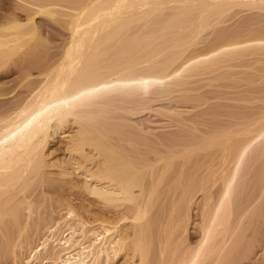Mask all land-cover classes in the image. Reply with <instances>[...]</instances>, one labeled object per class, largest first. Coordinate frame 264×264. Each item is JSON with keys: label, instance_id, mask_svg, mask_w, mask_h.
<instances>
[{"label": "bare ground", "instance_id": "obj_1", "mask_svg": "<svg viewBox=\"0 0 264 264\" xmlns=\"http://www.w3.org/2000/svg\"><path fill=\"white\" fill-rule=\"evenodd\" d=\"M4 6L0 264H264V85L249 87L264 77L248 76L245 92L237 91L242 84H234L236 93L228 86L233 94L226 95L239 92L228 100L247 103L239 112L210 102L219 85L209 90L193 79L201 64L216 74H207L208 82L228 75L227 66L228 73L217 71L225 63L234 68V55L249 47L248 33H258L251 45L260 42L264 0ZM39 20L64 29L61 45ZM29 64L39 69L36 78L33 69L26 74ZM12 66L26 76L6 93ZM173 94L195 112L158 110L178 130L155 144L144 141L130 122ZM58 138L64 141L55 148ZM67 193L78 196L84 213ZM92 200L103 218L92 217Z\"/></svg>", "mask_w": 264, "mask_h": 264}, {"label": "rangeland", "instance_id": "obj_2", "mask_svg": "<svg viewBox=\"0 0 264 264\" xmlns=\"http://www.w3.org/2000/svg\"><path fill=\"white\" fill-rule=\"evenodd\" d=\"M11 2V0H0V17L3 15V14H5L6 12L4 11V9H5V6L4 5H7V3L9 4ZM40 21V25L43 27V30H44V32L46 31L47 33H46V36L48 37V39H50L51 40V42L53 43V44H56L55 46H58V45H61L60 43H62L65 39V33L63 32L64 31V29H62V27L58 24V26H57V23H55V24H53V22H50V21H47V23H44V22H42L41 20H39ZM48 22H49V24H48ZM253 25V24H252ZM60 26V27H59ZM251 27V26H250ZM248 28L249 30L252 28L253 30H256V28L258 29V27L259 26H256V25H253V27H251V28ZM247 29V30H248ZM251 29V30H252ZM60 30V31H59ZM252 30V31H253ZM59 31V32H58ZM61 32V33H60ZM263 32V31H262ZM254 33H255V35H254ZM264 33V32H263ZM50 34V35H49ZM60 34H62V35H60ZM256 34H257V36H258V33H256L255 31L254 32H252V34L251 33H248V35L249 36H247V38L249 37V39H250V41H249V39L247 40V42H249V43H247L246 45L247 46H249V47H247L246 48V46H245V48L246 49H244L243 51H242V54H241V52L239 53V55H234V57L232 58V64L231 65H234L233 67L234 68H232V67H230L229 65H221V68L222 67H225L226 69H228V70H230L229 71V77L230 76H232L231 77V79L233 80V82H232V80L228 77V75L227 74H224V73H228L227 71L228 70H226L225 68H222V70H218L216 73H217V76H219L220 74L221 75H223L222 77H224V79L226 78V77H228L227 78V80L225 81L224 79L221 81L222 82V84H221V82H220V79L222 78H220V79H218L217 80V78H215L214 79V81L211 79L209 82L207 81L209 78H213V77H215V73L212 75V74H209V73H207V74H209L208 75V77H207V74H206V72H208V71H206V72H204L205 70H204V67L206 66V64H201V69H200V73H199V75L200 76H197L196 78H193V79H195V80H197V79H202V80H200V82H198V83H200V85L201 86H205V85H208V89L209 88H214L215 86L217 87L218 85L219 86H221L222 87V89H221V87H217V88H214V90L213 91H216V90H218L217 91V93H216V95H217V97H218V99H215V100H212V101H210L211 103L213 102V105H215L216 103V105L215 106H222V104L223 105H227V104H229L230 106H233L232 108L234 109H230V110H232V111H235V112H239L240 110H243L244 108V106H246V104L247 103H245L244 104V102H241L240 103V101H231V100H228V99H231V98H233V96L234 95H226L227 94V91L229 92V93H231L232 91L233 92H235L234 91V89L233 88H235V85H239V84H242V85H239L238 86V88H237V91H241V90H244V92H245V90L247 91V86H248V81H247V79L248 78H250V76H251V79H252V77H253V82H255V80H254V78L257 76V74H258V76L256 77L257 78V80L260 78H263L264 77V75H263V73H264V71H263V69H264V64L263 63H261L262 62V60L261 61H258V60H260V59H262L263 58V61H264V51H260V50H263V49H261L262 47H264V44H261V43H264V36H262V39L261 40H259L260 42L259 43H257V44H255L256 42H254V44H252L251 45V43H253V41L255 40L254 38H255V36H256ZM50 36H51V38H50ZM63 36H65V37H63ZM46 37V38H47ZM64 39V40H63ZM254 39V40H253ZM253 40V41H252ZM256 41V40H255ZM258 42V41H257ZM248 44H250V45H248ZM258 44H261V45H263L262 47H261V45H259L258 46ZM255 45V46H254ZM243 46V47H244ZM254 47V48H253ZM257 48V49H256ZM258 48H260V50L258 49ZM220 50V49H219ZM218 50V51H219ZM223 49H221V51H222ZM256 52H255V51ZM220 51V52H221ZM252 52L251 54L250 53H248V52ZM258 51V52H257ZM245 52V53H244ZM246 52H247V54H246ZM217 53V52H216ZM215 53V54H216ZM222 53V52H221ZM258 53H260V54H258ZM263 53V54H262ZM238 54V53H237ZM240 54H241V57H240ZM248 54H250V55H248ZM253 54V55H252ZM211 55H213V54H211ZM217 56H218V53L216 54ZM255 55H256V57H258V58H256L255 57ZM216 56V59H218L219 60V58L220 59H223V57L221 58L220 56L219 57H217ZM239 56V57H238ZM246 56H251L250 57V59L248 58V57H246ZM260 56H261V58H260ZM263 56V57H262ZM242 58H244V59H242ZM253 58H256V59H253ZM237 59V60H236ZM246 59V60H245ZM248 59V60H247ZM258 59V60H257ZM239 60V62H237ZM241 60V61H240ZM250 60V61H249ZM258 61V62H256V61ZM235 61V62H234ZM244 61V62H243ZM247 61V62H246ZM252 61V62H251ZM258 63L257 65L255 64V63ZM240 63V64H239ZM243 65H242V64ZM246 63V64H245ZM251 63V64H250ZM261 63V64H260ZM30 65V66H29ZM29 65H27V69H26V71H29L30 70V68L29 67H31L32 65L31 64H29ZM260 65H261V67H260ZM228 68H227V67ZM243 66V68H241ZM257 66V67H256ZM238 67H240V68H238ZM250 67V68H249ZM256 67V69H259L258 71L257 70H255L254 68ZM263 67V68H262ZM249 68V69H248ZM253 68V69H252ZM10 69L11 70H13L14 69V67L12 66V67H10ZM17 68H15L13 71H9V73H7V75H5L4 76V79H3V82H5V83H8L9 84V88H8V91H6V93H10V92H12V91H14L16 88H17V86L19 85V82H21V80H23V77L24 76H26V75H24L25 73H20L19 71H18V69L16 70ZM32 69L34 70V71H32ZM226 70V72H224L223 73V71L224 70ZM237 69H239V70H237ZM17 72H16V71ZM243 70V71H242ZM255 70V71H254ZM262 70V71H261ZM34 73H32V72ZM39 72V69H36L34 66L33 67H31V70L29 71V73L28 72H26V74H33V76H34V78H36V76H37V74H38V72ZM19 72V73H18ZM219 72H220V74H219ZM233 74V73H235V74H238L239 72H240V74L238 75L239 77H240V79L238 78V76L237 75H231V73ZM242 72H243V74H242ZM260 72H262V73H260ZM223 73V74H222ZM256 74V76L254 77V75ZM219 74V75H218ZM20 75H22V76H20ZM227 75V76H226ZM261 75L263 76V77H261ZM205 76L208 78L207 80L205 79ZM249 76V77H248ZM260 76V77H259ZM248 77V78H247ZM38 78V77H37ZM230 79V80H229ZM240 81H239V80ZM259 79V80H260ZM31 80L33 81L34 79L33 78H31ZM190 79H188V82L189 83H191L190 81H189ZM195 80H191L192 82L193 81H195ZM205 80H206V82H205ZM235 80H236V83H234L235 82ZM264 80V79H263ZM262 80V81H263ZM211 81H213V82H215V83H213V82H211ZM237 81H239V82H237ZM244 81V82H243ZM262 81H256L255 82V84H253L252 82H251V80L249 81V82H251V84L249 85V87L251 86V85H253V86H255L256 85V83H259V82H261V84L259 85L260 87H258L257 85L255 86L256 88H262L261 86L262 85H264L263 83H262ZM201 82H204V83H201ZM225 82H227V83H229V84H227V83H225ZM245 82H246V84H245ZM216 83H217V85H216ZM232 83V84H231ZM235 84V85H234ZM196 85H199V84H196ZM196 85H192V87H196ZM199 85V86H200ZM223 85H225L224 87H223ZM227 85V86H226ZM198 86V87H199ZM228 86H234V87H231V89H232V91H231V89L230 88H228ZM236 86V87H237ZM246 88H244V87ZM264 87V86H263ZM200 88V87H199ZM239 88H242V89H239ZM202 89H206L207 90V86L206 87H204V88H201V91H202ZM216 89V90H215ZM25 89H23L22 91H24ZM205 90V91H206ZM210 90V89H209ZM209 90H208V92H209ZM220 90H221V93H220ZM198 91V92H200V93H198V95L199 94H201L202 95V93L204 92V91ZM212 91V90H211ZM223 91V92H222ZM231 91V92H230ZM239 91V92H240ZM207 92V91H206ZM219 92V93H218ZM224 92H226L225 93V96L223 95L224 94ZM233 92L231 93V94H233ZM239 92H237V94H236V96H234V97H236L237 98V96H238V93ZM241 92H243V91H241ZM193 93V92H192ZM191 93V94H192ZM236 93V92H235ZM197 94V93H196ZM204 94V93H203ZM175 94H173V95H170V98H169V100H167V98L169 97V95L167 96V94H166V97H164L165 95H161V97L159 98L160 99V101H159V99L158 98H156V100L157 101H155V103H152L153 104V106H152V104H151V108L152 107H155V108H152L153 110H147L145 113L143 112L142 114H140V115H138V116H136V117H134L133 118V120L130 122L133 126L135 125H137L136 127H138L140 130H141V128H142V131H139V134L141 135V133H144V134H142V136H141V138L144 140V141H147L148 139L150 140V142H151V140L153 141V142H151V143H153V144H155V143H157V142H155V141H159V139L162 137L163 139H166V138H164L165 136L167 137H172L173 136V134L174 133H176L177 132V130H178V128L176 127V125L174 124V123H172V122H170L169 121V119L168 118H166V117H164L163 115H159V113L157 112L158 110L160 111H164L165 109H167L168 111H169V109H171L172 110V112L174 111L175 112V110H176V112H186V111H189L190 110V105L189 104H187L188 106H186L185 105V102H184V98H182V96L180 97L181 98V100L183 101H178L179 100V98L178 99H176V100H174V99H172L173 97H178V95H175ZM184 95V94H183ZM195 95V94H194ZM180 96V95H179ZM230 96H231V98H230ZM165 98L167 101H169V102H166V100L165 99H161V98ZM172 97V98H171ZM171 100H173L172 102H174V103H172V102H170ZM216 100H218V101H216ZM220 100V101H219ZM227 100V101H226ZM163 101V103H161ZM176 101H177V104H178V102H179V104H184L186 107H184V106H182V105H177V104H175L176 103ZM222 101V102H221ZM182 102V103H181ZM214 102H215V104H214ZM226 102V103H225ZM169 103H171V104H169ZM211 103H210V105H211ZM220 104V105H219ZM236 104V105H235ZM238 104H240V105H238ZM155 105V106H154ZM234 107H236L237 109H238V111H237V109H235ZM158 108H160V109H158ZM162 108V109H161ZM187 108H189V109H187ZM171 110H170V112H171ZM178 110V111H177ZM192 110V109H191ZM190 110V111H191ZM245 110H247V109H245ZM150 111H152V112H150ZM154 111V112H153ZM166 111V110H165ZM164 111V112H165ZM167 111V112H168ZM192 112H195V111H193L192 110ZM149 135V136H148ZM170 135H172V136H170ZM60 137H62V136H60ZM146 139V140H145ZM148 140V141H149ZM162 139H160V141H161ZM55 141H59L58 142V144H57V142H55V143H53V145L55 144V148L56 147H58L59 145L61 146V144H59L60 143V141H64V139L62 140L61 138H58V140L56 139ZM163 141V140H162ZM57 144V145H56ZM63 156H61L60 158H62ZM48 192H46V193H48V195H52V194H54L53 192H49L50 190H47ZM67 195H69V196H71L69 193H67ZM74 195V196H73ZM73 197H72V199H77L78 198V196L77 195H75L74 193H73ZM55 196V194L53 195V197ZM75 197V198H74ZM75 199V201H76V204L74 203L73 204V202H72V204L74 205V208H76V210L79 212V213H82L83 212V208H82V206H79L80 204L78 203L79 201H77ZM74 201V202H75ZM91 201V200H90ZM79 205H78V204ZM94 204V205H93ZM92 205V206H91ZM97 205V204H96ZM46 206V205H45ZM45 206H42V207H40V214H43L44 213V211H45ZM86 206H89L90 208V210H92V211H90V212H92L93 214L92 215H94V216H92L93 218H97V216H98V218H99V216L100 217H102L103 218V216H102V214H101V212H100V214L99 215H97L96 213L97 212H99L98 210V206H95V202L92 200V203H90V202H88L87 201V204H86ZM95 208V209H94ZM88 209V208H87ZM86 209H84V211H85ZM94 210H95V214H96V217H95V214H94ZM97 210V211H96ZM43 211V212H42ZM84 213V212H83ZM44 215V214H43ZM90 215H91V213H90ZM88 216V214H86V220L87 219H89V222H91V221H93V218L91 217V216ZM258 258V257H257ZM9 264V263H8ZM10 264H11V262H10Z\"/></svg>", "mask_w": 264, "mask_h": 264}]
</instances>
